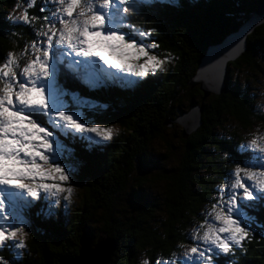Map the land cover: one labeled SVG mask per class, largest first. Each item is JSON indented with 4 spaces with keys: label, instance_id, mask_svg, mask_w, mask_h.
I'll list each match as a JSON object with an SVG mask.
<instances>
[{
    "label": "trees",
    "instance_id": "trees-1",
    "mask_svg": "<svg viewBox=\"0 0 264 264\" xmlns=\"http://www.w3.org/2000/svg\"><path fill=\"white\" fill-rule=\"evenodd\" d=\"M22 1L0 0V63L8 52L19 58L33 39L27 28L6 19L9 9ZM262 5L264 0H148L147 10L134 14L131 22L140 30L156 29L153 37L159 47L154 51L161 58L170 57L166 70L127 87L119 79L92 87L64 71L67 93L102 108L85 114L90 123L118 131L108 142L59 135L78 162L75 177L84 196L67 216L52 207L47 218V201L37 202L25 214L26 248L16 256V250L6 247L0 257L14 264H60L77 256L82 238L95 244L105 235L116 242L108 264H137L144 251L151 260L155 256L176 260L180 248L190 243L188 230L202 222L217 189L225 185L232 161L242 158L238 147L243 138L238 132L252 129L262 118L249 91L233 82L231 69L260 71L264 25L248 37L247 51L228 65L219 96L205 98L199 86L191 88L189 83L209 47L236 32ZM39 6L37 0L29 14L47 15L38 11ZM42 23L35 20L33 28ZM193 107L201 108L202 125L187 140L182 138L185 151L180 160L172 164L165 153L155 159L150 149L158 142L170 152L167 129L176 128L174 121ZM227 117L237 124L228 138L216 133ZM250 160L249 154L245 162ZM250 214L257 219L243 250L220 257V264H264V210Z\"/></svg>",
    "mask_w": 264,
    "mask_h": 264
},
{
    "label": "snow or ice",
    "instance_id": "snow-or-ice-1",
    "mask_svg": "<svg viewBox=\"0 0 264 264\" xmlns=\"http://www.w3.org/2000/svg\"><path fill=\"white\" fill-rule=\"evenodd\" d=\"M147 3L40 0L38 11L47 15L39 17L28 11L37 7V0H23L22 15L6 18L17 28H27L33 39L23 49V55L32 58L22 68L13 52L0 63V251L7 247L21 255L28 227L23 216L37 202L70 198L72 188L65 185L73 182L78 162L58 135L94 137L95 142L113 139L111 128L89 124L79 111H72L79 101L75 96L72 104L66 101L69 94L58 82L63 70L92 87L105 79H119L127 87L136 83L130 77L145 80L170 62V57L155 54L156 29L140 30L131 22L134 14L147 10ZM37 19L43 20L39 31L33 28ZM51 129L58 130L57 135ZM259 141L253 138L239 145L242 158L232 161L225 185L217 189L210 210L189 235L192 246L183 258H156L143 264H220V257L243 250L257 219L250 211L264 210V143ZM250 153L259 154L255 163L245 162ZM53 206L47 210L49 216ZM0 264L14 262L0 257Z\"/></svg>",
    "mask_w": 264,
    "mask_h": 264
},
{
    "label": "rangeland",
    "instance_id": "rangeland-1",
    "mask_svg": "<svg viewBox=\"0 0 264 264\" xmlns=\"http://www.w3.org/2000/svg\"><path fill=\"white\" fill-rule=\"evenodd\" d=\"M19 5V6H18ZM25 5L23 4V1L20 2L19 4H15L13 7H11L9 9L8 14H10L12 17H19L20 15H22L23 9H24ZM42 25V24H41ZM41 25L40 27L37 29V31L41 30ZM29 51H31V49H29ZM31 56H24L23 53L20 54L18 59V63L20 65V68H22L24 66V63L26 62V60L31 59ZM24 63H23V62ZM99 63V61H98ZM168 67V63L164 65V70H166ZM17 71H19L20 69H16ZM67 70L70 74L72 73L70 70ZM233 70V71H232ZM109 71L116 73L117 76H124L125 74L123 73H117V70L115 69H109ZM232 71V76H233V82L237 81L239 83V85H241L242 87H244L245 89H247L249 91V93L252 95L253 97V103H254V109L256 110V113L261 116L262 118L259 119V122L256 123L252 129L247 130V131H239L238 133L240 134V136L243 138V143H246L248 140L256 138L259 141L260 137H264V63H261L260 66V71H251L247 68H242L239 71H236L234 69H231ZM75 74V73H73ZM80 79L81 76H80ZM130 79L132 80H137V78L135 77H130ZM84 81V80H83ZM59 82V81H58ZM60 84V82H59ZM83 84H88L85 81L83 82ZM60 86L63 88V86L60 84ZM64 89V88H63ZM65 92H67L64 89ZM69 95L65 98L66 101L69 104H72V96H75L78 101H79V106L78 107H73L72 111L76 112L79 111L84 118L87 120V122L89 124L91 120L90 118L87 119L86 117V113L87 112H91L92 110H100L102 109L101 106L95 104V103H91L88 102L87 100H84L82 98H79L76 95H72L70 93H68ZM108 128H111L113 130V134H115L118 129L117 127H113L110 126ZM235 128H237V124L235 121H233L232 118L227 117L222 125V127L217 129V134L222 136V137H226L228 138L230 131H233ZM53 131L54 135H57V133L54 131V129H51ZM166 139H167V143H170L173 148L170 152L165 151V144L162 143H158L156 142V144L154 145L153 149H150L152 154L155 156V159H160V156L162 154L167 155L168 154V162L170 163H176L178 160H180V157L184 154V144L182 143L183 139L181 136V128L179 126H176V128H171V129H167L166 131ZM57 138L60 140V136L58 135ZM93 139H95L93 137ZM261 143H264V141H259ZM242 143V144H243ZM165 145V146H164ZM241 145V144H240ZM239 148V147H238ZM258 153H250V157H251V162L255 163L256 161V157L258 156ZM68 163V162H66ZM234 168V167H233ZM232 168V169H233ZM76 169L74 170V179L73 182L65 185V186H69L72 188V192L70 195V198L67 201H64L63 199H60V201L58 203H55L51 198L49 199H44L45 201H47L48 203V207L53 206V208H55V210H61L64 215H68L69 213H72V211L77 208V205L79 204L80 200L82 199V197L84 196V190H82V188L80 187V185L78 184L77 180H76ZM122 198L118 197V200H121ZM129 199V198H128ZM127 197L125 196V200H128ZM43 200V201H44ZM210 210V209H209ZM70 216V215H69ZM51 216H49L47 214V218H50ZM24 222L27 225V218L24 215L23 216ZM194 228V227H193ZM193 228L188 230L187 232V241H189L188 237L189 235L192 233ZM27 234H28V229H25V236H24V241H26L27 238ZM17 239H19V237H17ZM190 242V241H189ZM192 246L191 242L188 244H184L181 248L180 251L178 252L177 256H176V260L177 257H180L181 259L183 258L184 253ZM137 264H143V261L145 260H151L147 254L146 251L141 252L138 257H137ZM156 258H161L164 260H169L160 256H155L154 259ZM171 259V258H170ZM173 260L172 261H176Z\"/></svg>",
    "mask_w": 264,
    "mask_h": 264
},
{
    "label": "water",
    "instance_id": "water-1",
    "mask_svg": "<svg viewBox=\"0 0 264 264\" xmlns=\"http://www.w3.org/2000/svg\"><path fill=\"white\" fill-rule=\"evenodd\" d=\"M264 25V5L239 27L236 32L227 36L220 44L211 45L200 59L196 74L189 83L191 88L199 86L204 97L219 96L225 88L228 65L236 62L247 51L248 37L255 29ZM201 108L193 107L174 121L182 128V138L187 140L201 127ZM171 122L166 123L171 126ZM116 249L115 240L100 235L95 244L89 238L79 241L78 254L71 259H62L60 264H108Z\"/></svg>",
    "mask_w": 264,
    "mask_h": 264
}]
</instances>
